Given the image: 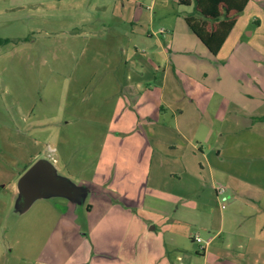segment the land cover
I'll return each instance as SVG.
<instances>
[{
  "label": "rangeland",
  "instance_id": "1",
  "mask_svg": "<svg viewBox=\"0 0 264 264\" xmlns=\"http://www.w3.org/2000/svg\"><path fill=\"white\" fill-rule=\"evenodd\" d=\"M132 1L123 9V0H0V38L8 40L0 44V264H41L48 261L51 248L71 250L80 231L95 228L104 211L101 202L118 196L91 182L104 181V175L110 181L114 174L110 164L118 152L104 143L117 135H109V126L118 97L129 77H162V69L152 68L149 60L150 46L160 44L162 35L141 32L150 29L148 17H131ZM253 1L264 7V0ZM171 4L181 12L194 10L177 1ZM155 18L156 27L173 22ZM216 140L213 136L198 146L207 151ZM210 156L219 162L214 150ZM39 160L50 166L58 186L27 195L22 177ZM247 160L264 181V159L257 155ZM223 162L230 163V158ZM157 168L154 164L152 170ZM117 170L123 172L121 162ZM202 174L199 180L183 174L176 185L201 197L195 211L183 214L179 250L171 248L181 256L190 254L191 264L211 261L202 256V246L218 231L231 202L215 194V187L227 188L222 180L212 187L208 171ZM125 175L118 178L124 179L122 186L131 178ZM90 202L95 208L87 213ZM154 221L158 229H150L154 222H136L132 236L171 243L164 223L156 217ZM137 244L145 250L143 240ZM175 253L174 263L181 264Z\"/></svg>",
  "mask_w": 264,
  "mask_h": 264
},
{
  "label": "crops",
  "instance_id": "2",
  "mask_svg": "<svg viewBox=\"0 0 264 264\" xmlns=\"http://www.w3.org/2000/svg\"><path fill=\"white\" fill-rule=\"evenodd\" d=\"M129 1L123 0V9ZM133 1L130 16L148 17L150 29L141 32L162 35L163 41L149 49L150 65L162 69V77L149 81L132 76L123 85L109 126V135H117L104 143L118 152L110 164L114 174L110 181L105 175L104 181H91L118 196L101 202L104 211L95 228L80 231L74 248H51L41 264H175L171 248L179 250L183 214L195 211L201 198L176 185L183 174L199 180L206 170L212 187L219 179L227 186L231 202L202 256L211 260L208 264H264V181L247 160L257 155L264 159V7L249 0L219 53L212 54L185 20H203L193 0L185 6L194 10L184 12L172 7L179 0H149L147 7L144 0ZM156 16L173 22L156 27ZM213 136L216 144L207 151L198 146ZM232 136L239 139L232 142ZM213 150L219 162L212 161ZM104 158L103 152L99 160ZM228 158L230 163H224ZM118 162L131 177L123 186ZM94 208L87 204V213ZM155 217L164 223L171 243L132 236L136 222H154L150 229H156ZM138 240L144 241V251ZM175 255L181 264L192 262L190 254Z\"/></svg>",
  "mask_w": 264,
  "mask_h": 264
},
{
  "label": "trees",
  "instance_id": "3",
  "mask_svg": "<svg viewBox=\"0 0 264 264\" xmlns=\"http://www.w3.org/2000/svg\"><path fill=\"white\" fill-rule=\"evenodd\" d=\"M195 11L203 19L199 22L190 16L185 20L199 40L212 52L219 53L227 35L230 34L238 17L245 10L249 0H193ZM182 5H190L191 0H179ZM0 38V44L7 43Z\"/></svg>",
  "mask_w": 264,
  "mask_h": 264
},
{
  "label": "water",
  "instance_id": "4",
  "mask_svg": "<svg viewBox=\"0 0 264 264\" xmlns=\"http://www.w3.org/2000/svg\"><path fill=\"white\" fill-rule=\"evenodd\" d=\"M54 172L44 161H37L22 177V187L27 195H36L42 187L55 188L58 180L54 177Z\"/></svg>",
  "mask_w": 264,
  "mask_h": 264
},
{
  "label": "built area",
  "instance_id": "5",
  "mask_svg": "<svg viewBox=\"0 0 264 264\" xmlns=\"http://www.w3.org/2000/svg\"><path fill=\"white\" fill-rule=\"evenodd\" d=\"M215 192H216V195H217V196H221V195H223V199H222L223 201H226L227 199H230V198H231V195H230V194L226 195V193H227V188L224 187V186L215 187ZM196 241H197V242H201L202 240H201V238L198 237ZM208 242H209V241L206 242V245H203V246H202L203 249L206 248Z\"/></svg>",
  "mask_w": 264,
  "mask_h": 264
}]
</instances>
